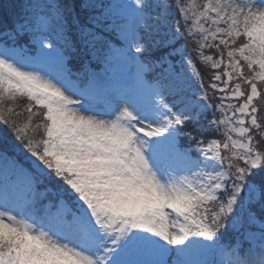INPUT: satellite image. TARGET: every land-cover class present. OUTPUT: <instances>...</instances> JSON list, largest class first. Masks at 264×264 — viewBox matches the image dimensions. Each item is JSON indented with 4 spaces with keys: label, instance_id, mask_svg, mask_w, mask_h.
<instances>
[{
    "label": "snow or ice",
    "instance_id": "obj_1",
    "mask_svg": "<svg viewBox=\"0 0 264 264\" xmlns=\"http://www.w3.org/2000/svg\"><path fill=\"white\" fill-rule=\"evenodd\" d=\"M21 12L6 34L37 55L0 46V164L26 187L0 190V264H264V0ZM119 65L126 87L105 78Z\"/></svg>",
    "mask_w": 264,
    "mask_h": 264
},
{
    "label": "trees",
    "instance_id": "obj_2",
    "mask_svg": "<svg viewBox=\"0 0 264 264\" xmlns=\"http://www.w3.org/2000/svg\"><path fill=\"white\" fill-rule=\"evenodd\" d=\"M171 2V0H169ZM24 3V0H0V43L4 46H19L24 47L26 51L31 54H36L34 51V45L31 42V37L28 34L23 35H11L9 33L11 28V21L20 19L22 16L21 5ZM155 15V13H153ZM174 16L170 15L168 17L169 22L171 23L174 20ZM183 43V41L181 42ZM189 47H192L190 45ZM150 59H156L159 55V52L148 53L146 54ZM195 55V54H193ZM65 68L70 72V77L78 81L79 85H83L85 78L82 72V65L86 63L87 57H85L79 50H69L63 53ZM105 66L103 63L100 68H96L95 61H93L89 68L94 69H103ZM88 68V70H89ZM202 68V66H201ZM151 74L149 75V78ZM23 119V117H21ZM179 143L189 146L192 142L187 139V137H181ZM237 239V235L231 231L225 234L223 237L224 242H231ZM245 246L247 244L245 243Z\"/></svg>",
    "mask_w": 264,
    "mask_h": 264
},
{
    "label": "rangeland",
    "instance_id": "obj_3",
    "mask_svg": "<svg viewBox=\"0 0 264 264\" xmlns=\"http://www.w3.org/2000/svg\"><path fill=\"white\" fill-rule=\"evenodd\" d=\"M0 46H4L3 44L0 43ZM32 56L37 55L36 54H31ZM65 67V64H64ZM89 72L93 73H103V69H90ZM135 74V69L129 66H124V65H119L116 68L115 73L113 74L112 72H109L107 78H112L114 83H117L118 85L122 87H126L131 84L133 77ZM76 87L78 88H84L87 86V80L85 79V82L82 86L79 85L78 81L72 79ZM179 146L181 148H186L188 146L180 144ZM5 186H7L9 194L14 195V196H21L24 194L25 191V179L23 176L18 175L16 172H14L12 169H7L3 167L2 164H0V190H2Z\"/></svg>",
    "mask_w": 264,
    "mask_h": 264
}]
</instances>
